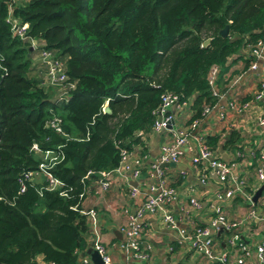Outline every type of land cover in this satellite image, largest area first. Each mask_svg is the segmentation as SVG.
Masks as SVG:
<instances>
[{
  "label": "trees",
  "instance_id": "obj_1",
  "mask_svg": "<svg viewBox=\"0 0 264 264\" xmlns=\"http://www.w3.org/2000/svg\"><path fill=\"white\" fill-rule=\"evenodd\" d=\"M10 8L38 49L63 60L66 101L30 76L35 49L12 34ZM261 38L264 0H0V264H79L90 235L81 203L98 173L142 143L162 94L190 104L185 126L201 120L217 97L210 69ZM53 114L63 134L45 128ZM238 140L232 132L226 146ZM34 143L57 156L49 171L61 187L23 178L43 160Z\"/></svg>",
  "mask_w": 264,
  "mask_h": 264
},
{
  "label": "crops",
  "instance_id": "obj_2",
  "mask_svg": "<svg viewBox=\"0 0 264 264\" xmlns=\"http://www.w3.org/2000/svg\"><path fill=\"white\" fill-rule=\"evenodd\" d=\"M35 63L40 65L38 58ZM250 58L242 50L231 55L223 67H220L215 78V88L218 95L216 102L209 112L200 120L197 128L192 132L195 136L215 139L211 144L213 152L219 160L226 163L236 161L239 171L245 179L247 193L254 191L262 184L256 181L255 166L257 158L264 148V127L260 126L257 117L264 106V102H258L241 109L247 102L259 83L260 70H252L249 67ZM234 103L231 107L229 103ZM175 115V126L184 127L192 116L190 106L178 109L175 105L169 109ZM181 117L177 120V113ZM223 115V116H221ZM239 134V140L235 144L236 149L226 146L231 133ZM168 130L159 132L151 130L142 135V143L130 152L128 162L133 166L135 158L141 160V175L139 178L126 181L114 176L109 188L103 190L95 181L89 185V189L81 203L83 209H95L98 215L101 239L114 264H216L201 254L193 251L176 229L166 227L158 214L144 213L142 244L151 247L148 262L127 258L120 243L124 239L121 228L127 223L130 215H133L139 199L129 197V185L136 186L149 193L147 184L157 180L154 165L157 163L160 146L170 139ZM195 138L189 139L184 147L183 155L174 165L161 167L168 184L176 189L177 197L170 204L169 209L178 219L180 227L186 231L194 225L203 224L212 216L213 207L220 206L227 216L233 220L244 219L238 227L240 238L246 244L253 246L259 239L264 238V192L257 202L250 205L241 196L220 202L216 193L222 189L216 174L213 171L206 173V181H199L198 173L191 159L197 152ZM239 152L241 155L237 156ZM258 155V156H257ZM257 156V157H256ZM183 172V176L180 175ZM195 198L200 207H190L188 215L182 213V208L189 206V199ZM254 211L256 217H250ZM258 217V218H257ZM230 233L215 231L213 233L215 254L226 253L228 264H238L234 253V246L229 242ZM91 248V237H88V247L78 256L79 264L83 260L92 261L86 251ZM243 264H258L254 252L248 258L243 259ZM38 264H44L42 257H38Z\"/></svg>",
  "mask_w": 264,
  "mask_h": 264
},
{
  "label": "built area",
  "instance_id": "obj_3",
  "mask_svg": "<svg viewBox=\"0 0 264 264\" xmlns=\"http://www.w3.org/2000/svg\"><path fill=\"white\" fill-rule=\"evenodd\" d=\"M11 1L17 2V0ZM9 10V17L6 21L11 25L10 29L12 34L18 36L22 40L30 41L31 49L39 51L38 59L40 60V63L47 67V80L49 84L55 88L56 92L53 100L56 103L66 101L69 91L74 88V83L67 81V76L64 72V62L57 58L52 51L38 49L42 43L26 36L28 24L20 23L18 19L11 16V8ZM241 50L250 58V69L260 70L259 83L256 90L251 98L241 106V109H245L258 102H264V38L258 39L255 43H246ZM217 72V66H213L209 71L208 77L209 83L213 89V95L215 96L218 95L214 84ZM173 105L178 109L190 106L186 101L179 103L177 96L172 93L166 92L161 96L160 105L155 111L156 119L152 126V130L156 132L168 130L171 133V136L168 141L160 146L157 163L154 165V169L157 173V180L153 183L147 184L149 193L140 189L138 185L128 186L129 197L134 200L139 199V203L136 206L134 214L130 215L127 223L121 228V231L124 234V239L120 243V248L127 258L144 262L149 261L151 247L142 244L143 223L141 221L143 214L149 213L152 215H160L165 226L171 229H176L181 237L188 241L189 247L193 251L201 254L208 260H212L216 264H228V258L226 253L215 254L214 252L213 233L215 231H226L231 234L229 242L235 248L234 253L238 264H243V259L248 258L252 252L256 254L258 264H264V238L259 239L253 246L246 244L240 238L238 227L242 225L245 221L244 219L233 220L227 216L220 206H216L213 207L212 216L206 223L194 225L191 230L186 231L184 228L180 227L178 219L169 209L170 204L177 197V192L174 187L167 183L159 165L163 163L178 162L183 155L184 147L192 137L195 138L197 152L192 157L191 162L198 173L199 181L204 183L206 181V173L213 171L219 182L222 184V189L215 194L220 202L230 200L238 195L245 199L250 205H253V202L251 201L253 192H246V183L243 175L239 171V164L236 163V161L226 163L219 160L213 150L206 144L204 137L192 134L200 122L199 119L193 120L188 126L180 128L176 127L174 120L175 115L169 110ZM229 105L235 107L232 102H230ZM210 108L205 107L203 115L207 114ZM171 119L174 120V127L168 128L167 125L170 123ZM257 121L260 126L264 127V106L257 117ZM45 128L63 134L60 126V118L57 115L53 114L46 120ZM31 150L34 151V153L41 155L43 160L39 162L36 170L24 173L23 178L25 180H32L33 178L42 175L47 180L46 189L55 190L61 187L63 183L54 177L49 171V168L57 161V156L54 152L52 150L41 151L36 143L32 144ZM236 155L240 156L241 154L237 152ZM129 156L130 152L123 151L121 161L116 168L111 171H101L98 173V179L95 182L100 189L105 190L109 188L114 176L123 178L126 181L140 177V158H135L134 165L131 166L128 162ZM183 174V172H180L181 176H183ZM254 175L257 182H264V148L257 158ZM19 181L21 182L20 191H23L24 184L22 179H19ZM190 207L199 208V201L195 198H190L189 206L183 207L181 209L182 213L188 215L190 213ZM81 212L87 217L90 225L91 248L99 254L103 264H114L101 239L97 212L92 208L82 209ZM250 217H256L253 210L250 212ZM83 262L84 264H91L86 259H84Z\"/></svg>",
  "mask_w": 264,
  "mask_h": 264
},
{
  "label": "water",
  "instance_id": "obj_4",
  "mask_svg": "<svg viewBox=\"0 0 264 264\" xmlns=\"http://www.w3.org/2000/svg\"><path fill=\"white\" fill-rule=\"evenodd\" d=\"M227 30H228V27L226 26L224 29H222L220 31V34L223 35V36L226 35L227 34ZM207 44H209V40L208 39L205 40L203 45H207ZM38 61H40V60H38ZM104 112H106V113L110 112V110H109L107 105H105V107H104ZM159 119H160V116H159ZM167 127L168 128H173L174 127V120L173 119L170 120V123L167 125ZM170 165H174V163H163V164H161V167L170 166ZM263 190H264V182L253 193L251 201L254 204L257 202L258 198L261 196ZM86 253L89 255V257H90V259H91L93 264H103L99 254L95 250H93L92 248H89L86 251Z\"/></svg>",
  "mask_w": 264,
  "mask_h": 264
},
{
  "label": "rangeland",
  "instance_id": "obj_5",
  "mask_svg": "<svg viewBox=\"0 0 264 264\" xmlns=\"http://www.w3.org/2000/svg\"><path fill=\"white\" fill-rule=\"evenodd\" d=\"M31 57L33 59L35 58H38L39 57V51L37 50H34L31 54ZM61 61L63 62V60L61 59ZM30 76H36L38 78H40L41 80V83L42 85H44L45 87L46 86H49V87H52V85L49 84L48 80H47V67L44 66L43 64H40V65H35L31 72H30ZM53 88V87H52ZM54 89V95H55V88ZM182 113L181 112H178L177 113V120L181 117Z\"/></svg>",
  "mask_w": 264,
  "mask_h": 264
}]
</instances>
